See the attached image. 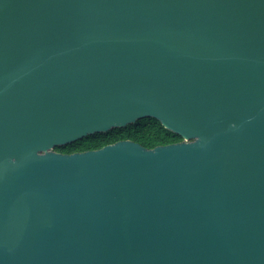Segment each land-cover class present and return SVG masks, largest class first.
Masks as SVG:
<instances>
[{"label": "water", "instance_id": "obj_1", "mask_svg": "<svg viewBox=\"0 0 264 264\" xmlns=\"http://www.w3.org/2000/svg\"><path fill=\"white\" fill-rule=\"evenodd\" d=\"M0 264H264V0H0Z\"/></svg>", "mask_w": 264, "mask_h": 264}, {"label": "trees", "instance_id": "obj_2", "mask_svg": "<svg viewBox=\"0 0 264 264\" xmlns=\"http://www.w3.org/2000/svg\"><path fill=\"white\" fill-rule=\"evenodd\" d=\"M121 141H133L147 149L183 142V138L166 129L158 120L146 118L123 129L88 136L69 145L56 147L58 153L71 155L100 150Z\"/></svg>", "mask_w": 264, "mask_h": 264}]
</instances>
